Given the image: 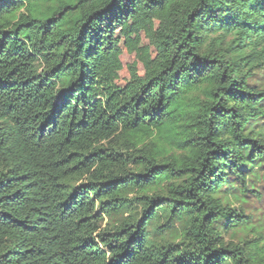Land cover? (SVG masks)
Returning a JSON list of instances; mask_svg holds the SVG:
<instances>
[{
    "label": "trees",
    "instance_id": "trees-1",
    "mask_svg": "<svg viewBox=\"0 0 264 264\" xmlns=\"http://www.w3.org/2000/svg\"><path fill=\"white\" fill-rule=\"evenodd\" d=\"M261 71L264 0H0V264H264Z\"/></svg>",
    "mask_w": 264,
    "mask_h": 264
},
{
    "label": "rangeland",
    "instance_id": "rangeland-1",
    "mask_svg": "<svg viewBox=\"0 0 264 264\" xmlns=\"http://www.w3.org/2000/svg\"><path fill=\"white\" fill-rule=\"evenodd\" d=\"M124 61L128 62L129 58L124 57ZM251 84L260 86L262 89H264V71L256 73L253 80H251ZM258 128L263 132L264 134V120L258 121ZM254 174H248L247 176V184L249 187V190H255L253 193H244L246 194V197H243V199L239 200H232V204L244 209L245 214L251 217L252 219V228L256 229V232L259 233L260 236L264 238V170H258L254 171ZM234 177L231 175V181H234ZM241 183H238V188L241 187ZM236 193L241 196V193L243 194L242 188L236 191ZM244 203H243V202ZM111 222H117V218L115 219H109ZM162 224V222H161ZM250 230L248 231H230L225 234V238L227 241L229 240H244L245 238L251 239L254 237V233ZM181 233V225L176 223L174 224L170 230L166 234L157 235L158 239H169L170 241H178L180 238ZM157 234V233H156ZM258 235V236H259ZM155 236V233H154Z\"/></svg>",
    "mask_w": 264,
    "mask_h": 264
}]
</instances>
